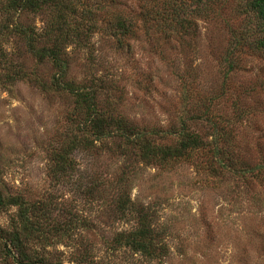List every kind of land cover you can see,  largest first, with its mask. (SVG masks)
<instances>
[{"label": "rangeland", "instance_id": "374dc122", "mask_svg": "<svg viewBox=\"0 0 264 264\" xmlns=\"http://www.w3.org/2000/svg\"><path fill=\"white\" fill-rule=\"evenodd\" d=\"M7 2L0 0L2 190L30 202L52 197L92 225L71 241H53L46 250L50 259L264 264V169L255 170L264 166V51L245 1L218 2L217 15L204 13L195 29L185 32L160 27L150 0H81L88 15L70 20L63 30L55 27L52 8L8 14ZM117 16L130 24L129 35H118ZM29 27L37 35L53 30L59 36L68 46L69 80L95 87L106 112L140 130L168 133L153 137L161 145L176 144L173 134L183 124L211 147L221 133L232 142L236 165L251 170L245 175L221 171L206 151L175 168L148 165L128 149L122 155L117 149L122 141H111L110 150L78 152L77 180L57 182L51 156L69 132L74 100L53 89L57 71L48 59L30 53L28 38L20 34ZM37 40V48L51 46L48 38ZM230 49L237 63L232 72L223 64ZM123 195L152 213L166 233L170 255L163 262L129 249H108L116 234L136 227L135 214L123 218L119 212ZM15 211L2 217L4 225Z\"/></svg>", "mask_w": 264, "mask_h": 264}, {"label": "trees", "instance_id": "16d2710c", "mask_svg": "<svg viewBox=\"0 0 264 264\" xmlns=\"http://www.w3.org/2000/svg\"><path fill=\"white\" fill-rule=\"evenodd\" d=\"M150 1L155 4L152 5V9L158 10L157 20L154 21L160 27L167 31L185 32L194 30L196 21L204 18V13L209 18L217 15L218 8L221 7L218 2L222 0ZM244 1L247 14L257 22L258 47L264 51V0ZM51 8L56 17L55 27L57 26L59 30H63L70 20L81 18L84 21L89 13L81 0H8L6 10L8 14L10 12L19 14ZM111 21L112 18L109 22ZM116 21L115 29L118 35L123 37L129 35L130 24L120 16H117ZM35 31L29 27L22 29L20 34L23 38H28L30 53L35 58L40 61L47 58L56 69L53 89L67 92L74 100V109L69 118L71 123L69 132L59 149H55L51 156L53 163L51 172L53 179L57 182L70 183L74 179L77 180L80 171L76 158L78 152L93 153L106 147L110 150L112 149L109 145L111 141H122L117 146L122 155L126 154L122 150L128 149L133 151L141 162L148 165L175 168L176 163L191 160L196 154L206 151L211 152L214 157L213 162L221 171L245 175L251 170L248 167L241 168L236 165L237 163L230 156L232 142L221 133L220 141L215 140L214 147H211L200 135L183 124L173 134L177 137L176 144L161 145L153 137L158 134L168 136V133L140 130L124 118L106 112L100 108L99 94L95 87L77 85L69 80V62L64 53L68 46L58 39L59 36L52 35L53 30L47 31L44 35H37ZM38 38H48L51 46L46 49L37 48L35 44ZM234 51V49L228 50L223 61L231 72L237 67L235 55L233 56ZM39 84L42 85V83ZM223 141L224 146H222ZM211 144L214 143L211 142ZM261 169H264L263 165L255 168L256 171ZM118 207L123 218L131 213L135 214L136 227L130 232L122 231L116 234L112 240L108 241V249L112 252L129 249L152 262H163L167 259L170 255L167 235L154 223L152 213L143 207H137L127 195L121 196ZM12 210L16 211L11 215L8 224L4 225L2 217ZM83 229L90 230L92 225L79 216L74 209L58 207L52 197L49 202H30L20 196H7L2 190L0 181V264H65L59 260H51L46 252L47 248L53 245L55 240L71 241ZM82 261V264L95 263L90 258Z\"/></svg>", "mask_w": 264, "mask_h": 264}]
</instances>
